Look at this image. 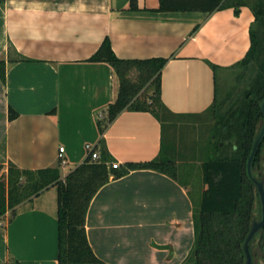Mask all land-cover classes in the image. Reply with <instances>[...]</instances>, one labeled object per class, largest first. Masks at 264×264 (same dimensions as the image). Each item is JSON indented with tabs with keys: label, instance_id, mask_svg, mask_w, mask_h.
I'll return each mask as SVG.
<instances>
[{
	"label": "crops",
	"instance_id": "0c3cea01",
	"mask_svg": "<svg viewBox=\"0 0 264 264\" xmlns=\"http://www.w3.org/2000/svg\"><path fill=\"white\" fill-rule=\"evenodd\" d=\"M252 5L226 0L207 14L158 12L160 0H138L133 11L130 0L0 3V177L13 163L30 170L60 165L64 178L86 159L87 144L98 145V115L119 93L114 68L89 61L106 38L121 59L171 58L162 76L164 104L178 120L206 114L216 98L208 62L224 71L246 56ZM104 137L114 164L146 162L160 155L163 129L151 113L125 111ZM54 188L0 217V264H59ZM190 193L189 184L152 170L112 179L90 204V245L103 264H182L195 242Z\"/></svg>",
	"mask_w": 264,
	"mask_h": 264
},
{
	"label": "trees",
	"instance_id": "16d2710c",
	"mask_svg": "<svg viewBox=\"0 0 264 264\" xmlns=\"http://www.w3.org/2000/svg\"><path fill=\"white\" fill-rule=\"evenodd\" d=\"M5 0H0L4 5ZM226 7V0H160L158 12H202L212 14ZM138 9V0H130L129 10ZM255 23L251 29V48L246 56L234 66L249 70L260 62L264 51L263 41L255 30L259 23L264 25V0L252 5ZM239 14V8H236ZM199 29L196 27L194 33ZM171 58L121 59L113 50L110 38H106L90 62L110 64L119 79V93L116 102L98 115L97 123L102 138L94 151L100 154L93 159L89 153L86 159L62 178L60 165L38 170L21 169L13 163L8 173L0 180V217L8 209L34 197L45 190L57 188L59 225V264H103L88 240L86 221L88 210L96 194L112 179H119L133 171L152 170L178 178V164L175 145L170 155H164V128L172 124L168 116L175 117L162 99L163 71ZM212 67L216 83V98L208 112L217 119L221 129L223 145L218 155L201 163L204 190L199 209L194 203L195 242L182 264H246L245 242L254 221L262 218V203L257 185L248 173V161L262 127L264 115V62L256 76L250 81L242 99L231 103L223 110V100L218 101L219 66ZM225 71V70H224ZM0 79L6 82V63L0 60ZM148 112L156 117L163 129V143L160 155L146 162H128L114 166L105 141L110 125L125 112ZM18 114L11 109L10 120ZM233 153L225 155L224 148ZM264 163V138L252 163L253 175L260 181ZM3 166L0 165V172ZM185 184V183H184ZM264 239V227L251 241L254 264H257L258 249ZM260 250V249H259Z\"/></svg>",
	"mask_w": 264,
	"mask_h": 264
},
{
	"label": "rangeland",
	"instance_id": "374dc122",
	"mask_svg": "<svg viewBox=\"0 0 264 264\" xmlns=\"http://www.w3.org/2000/svg\"><path fill=\"white\" fill-rule=\"evenodd\" d=\"M258 2L259 0H251L253 5H257ZM255 30L264 45V25L258 23ZM260 62H264V51ZM260 62L252 65L249 70L236 67L218 72V101H224L222 111H226L233 101L243 98L250 81L258 72ZM168 120L172 124H166L164 128V155L168 157L172 145H175L174 156L178 164V178L189 184L191 196L196 208L199 209L203 188L201 163L218 155V148L222 149L224 141L223 131L217 127V119L212 112L192 120H178L171 116H168ZM223 152L225 155L233 153L227 147ZM51 191L58 194L56 188ZM259 249L257 264H264V239Z\"/></svg>",
	"mask_w": 264,
	"mask_h": 264
},
{
	"label": "water",
	"instance_id": "95a60500",
	"mask_svg": "<svg viewBox=\"0 0 264 264\" xmlns=\"http://www.w3.org/2000/svg\"><path fill=\"white\" fill-rule=\"evenodd\" d=\"M262 112L264 115V101L262 103ZM263 138H264V126L262 127L261 132L255 141L253 151H252L251 156H250L249 161H248V173H249L250 178L257 185L258 192H259L260 199H261V203H262V218L260 221H254V223L252 225V229H251V231H250V233L246 239V242L244 245L245 253H246V257H247L246 264H254V259H253V255H252V251H251V241L254 239L256 234L264 227V181H259L258 179H256L254 177L253 171H252V163H253V160H254L257 152H258V149L260 147V144H261Z\"/></svg>",
	"mask_w": 264,
	"mask_h": 264
},
{
	"label": "built area",
	"instance_id": "2783aa9c",
	"mask_svg": "<svg viewBox=\"0 0 264 264\" xmlns=\"http://www.w3.org/2000/svg\"><path fill=\"white\" fill-rule=\"evenodd\" d=\"M95 147L91 144H87L86 145V150L88 151V154L89 153H92V158L93 159H99L100 158V154L98 151H94ZM60 153H59V159L61 160L62 164L65 163V160H64V153H65V147H60ZM114 166H118L116 164H114Z\"/></svg>",
	"mask_w": 264,
	"mask_h": 264
},
{
	"label": "flooded vegetation",
	"instance_id": "af4514ba",
	"mask_svg": "<svg viewBox=\"0 0 264 264\" xmlns=\"http://www.w3.org/2000/svg\"><path fill=\"white\" fill-rule=\"evenodd\" d=\"M260 181H264V163H263V170H262V175H261ZM260 220H258V221H260Z\"/></svg>",
	"mask_w": 264,
	"mask_h": 264
}]
</instances>
